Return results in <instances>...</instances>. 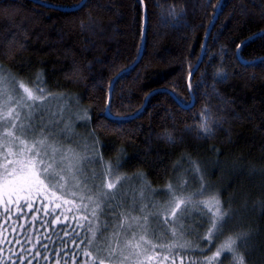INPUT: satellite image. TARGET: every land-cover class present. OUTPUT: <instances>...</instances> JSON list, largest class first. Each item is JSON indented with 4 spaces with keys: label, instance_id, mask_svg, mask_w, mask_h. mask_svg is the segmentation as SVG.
Segmentation results:
<instances>
[{
    "label": "trees",
    "instance_id": "obj_1",
    "mask_svg": "<svg viewBox=\"0 0 264 264\" xmlns=\"http://www.w3.org/2000/svg\"><path fill=\"white\" fill-rule=\"evenodd\" d=\"M36 1L41 3L0 0V72L34 90L42 87L49 95L74 100L76 110L86 111L82 127L99 159L109 163L105 171L110 180L112 175L143 173L148 189L164 190L169 184L174 189L182 175L200 182L194 171L198 166L208 185L202 195L208 193L216 202L219 193L222 205L236 213L228 228L250 232L241 247L245 264H264V38L255 37L264 31V0H223L207 52L191 80L194 104L188 109L180 101L191 102L188 78L218 0H86L73 11L49 5L71 8L81 0ZM144 10L142 58L124 72L140 52ZM220 70L226 79L217 77ZM40 72L43 84L37 82ZM121 72L111 98V113L118 119H109L104 115L109 88ZM205 121L212 129L207 137L200 131ZM165 132L172 133L174 143L163 138ZM36 197L31 208L22 200L10 214L0 206V264H107L119 259L191 264L208 261L219 241L202 255L198 248L207 244V227L194 241L175 234L168 220L161 224V238L144 234L139 244L140 253L152 256L128 260L118 256L120 249L94 243L91 210L86 215L76 203ZM136 233L142 232L134 227L130 235ZM225 259L224 264H231V254Z\"/></svg>",
    "mask_w": 264,
    "mask_h": 264
},
{
    "label": "rangeland",
    "instance_id": "obj_2",
    "mask_svg": "<svg viewBox=\"0 0 264 264\" xmlns=\"http://www.w3.org/2000/svg\"><path fill=\"white\" fill-rule=\"evenodd\" d=\"M34 94L40 96V93L35 92V90ZM21 98L22 106L18 107L15 101ZM6 100L7 97L0 99V125L3 124L9 108L16 109L19 112L20 122L26 125L30 123L28 118L30 109L27 105L33 104V101L27 100L22 90H19L18 96L13 94L12 102L5 104ZM71 103L75 105L74 100H69L59 95H49L44 92L43 98L34 102L38 108L32 112V120L36 124H40L41 117H43L44 123L48 124L60 119L62 116L63 123L60 124L59 128L55 129L57 133L64 127L65 123L71 121L73 124L71 135L57 136L55 139L49 140L48 143L59 149V154H55L57 160H60L62 155L71 158L73 154L82 158L79 167L82 169L83 175L90 178L91 192L86 195L83 188L74 187L76 181L72 178V173L75 169L69 167L72 163L71 159L64 160L63 166L67 168L68 179L67 186L63 188H49L47 184H43L39 188L33 187L28 192L21 191V176H9L10 182L6 184L3 177V169L0 168V206L3 208L5 206L16 208L17 201L22 200L24 202L28 200L26 205H33L34 200L38 198L36 196L39 194L41 196L45 194L51 200L55 199L61 203L62 201L76 203L79 210L83 209V214L87 215L89 210H91V221L96 229L94 243L98 246L104 243H107L109 247L112 245L113 251L120 249L119 257L131 258L128 260H143L152 256V252L145 254L143 251L140 253L139 249L141 246L139 244H142L143 240L145 241L144 234L161 238V224L165 222L166 218L173 222L175 234L179 232L194 241L202 237L206 227L207 232L209 231L217 210L216 202L213 200V196L208 195V193L197 196L199 195L197 192H200V182L197 178L188 177V175L179 176L174 181L175 188L172 191L166 188L154 193L146 187L143 180L138 177L134 178L135 176L117 177L112 175L111 180L108 179L105 167L109 163L99 159L95 145H91L88 134L81 124L83 121L86 122V120L78 119V117L84 116L86 111L76 110ZM13 118H15V112L13 113ZM2 132L3 127L0 126V133ZM44 135L47 134L45 133ZM41 138V128L36 127L28 135L29 144H31L33 139L38 140ZM2 151L3 149H0V152ZM48 151L52 154L51 148H48ZM89 160L92 162L88 163ZM2 164L3 158L0 156V165ZM183 181H187V185L182 192L179 186ZM113 183L115 184L112 185ZM110 184L113 186L111 189L108 187ZM141 190H145V199L140 198ZM175 192L179 194H175ZM189 193H197V197H194L193 203L187 206L186 211L178 213V218L172 220V211L176 203L181 198L187 197ZM81 196L85 198L81 199ZM9 200L12 201L11 204L8 203ZM106 201H111L113 206L120 205V207H115L114 213L101 214L100 210L104 207ZM134 227L135 229L139 228L142 233L140 235L137 233L130 235ZM223 242L224 240L221 241L220 239L217 241L213 254ZM213 254L210 255L208 261H210ZM126 261L119 259L109 260L106 263L127 264ZM225 261L226 259H223V264ZM229 263L233 264V260L229 259ZM211 264H215V262L211 261Z\"/></svg>",
    "mask_w": 264,
    "mask_h": 264
},
{
    "label": "snow or ice",
    "instance_id": "obj_3",
    "mask_svg": "<svg viewBox=\"0 0 264 264\" xmlns=\"http://www.w3.org/2000/svg\"><path fill=\"white\" fill-rule=\"evenodd\" d=\"M139 3H143V0H139ZM84 0H81V4L75 6L77 10L80 7H83ZM214 8H222L221 0H218V3L214 5ZM175 14V13H173ZM255 37L264 38V31L255 34ZM254 37H249V40H252ZM243 43V42H242ZM242 47L241 44L237 45V49L239 50ZM202 51L207 52V49L202 46ZM261 63H264V58H261ZM126 71V70H125ZM217 77L221 80L226 79V73L223 70H220L216 73ZM191 76V73H190ZM119 74L116 78L118 79ZM37 82L43 84V73L40 72L37 74ZM191 87V85H189ZM19 90H22L26 95L27 100L33 101V104L27 105L30 109L28 118L30 123L27 125L23 122H20V115L16 109L9 108L8 114L4 117L3 124L0 125L3 127V132L0 133V149H3L0 152V156L3 158V164L0 165V168L3 169V177L5 179L6 184L9 183V176L20 175L22 179V183L20 184V190L28 192L33 187L39 188L43 184H47L49 188H57V187H66L67 186V168H65L64 160L71 159L72 163L69 167L75 169L72 173V178L76 181L74 187L83 188L85 190V194H89L91 192V187L89 180L90 178L83 175L82 169L79 167L81 157L73 154L71 158L67 156H61L60 160L56 159L55 154H59V149H57L54 145H50L48 143L49 140L55 139L57 136H64L65 134L71 135L73 130V124L71 121L64 124V127L60 129L59 133L55 131V129L59 128L60 124L63 123V117L55 120L54 122H50L48 124L44 123V118L41 117L40 124H36L32 120V112L36 111L38 106L34 104L37 99L43 98L44 89L42 87L36 88L35 92H39L40 96L34 94V89L29 87L28 83L23 80H17L15 77H11L10 75H5L3 72H0V99L7 97L5 104L13 101V94L19 95ZM179 100V97H177ZM17 106H22V98L20 100L15 101ZM183 104V101H180ZM106 110L108 115L111 116V100L106 105ZM15 112V118H13V113ZM78 119H88L87 112H85L84 116L78 117ZM36 127L41 128V139H33L31 144L28 141V135L32 132ZM187 131H190V128H186ZM202 135L207 137L212 134V129L208 126L207 121H205L200 129ZM47 135H44V134ZM163 138L169 143H174L175 139L171 132H165L163 134ZM48 148H51L52 154L49 153ZM15 149V151H14ZM92 161L89 160L88 163ZM117 166H120L119 161H117ZM195 173L200 177V192L199 194H203L207 190V182H206V174L197 166L194 169ZM82 177V178H78ZM139 178L141 180L144 179L143 173H137L134 178ZM187 185V181H183L180 184V191H184ZM108 187L111 189L113 186L110 184ZM169 191L173 190V185L169 184ZM15 191V189H13ZM154 193L155 190H152ZM197 193H189L187 197H183L180 199L178 203H176L175 208L172 211V220H176L178 218V213L187 210V206L193 203L194 197ZM84 196H81V199H84ZM140 198L145 199L146 193L145 190L140 191ZM216 213L214 214V218L212 220V226L209 229L207 235L203 238L204 241L207 242L205 247H199L198 251L202 255H206L207 251H211V248L215 246L217 240L220 239L221 236H224L225 232L228 231L230 234L226 237V240L221 243L220 247L210 258V261H192L191 264H211V261H214L215 264H223V259L227 258L228 254H231L233 264H245V255L241 252V247L246 243L247 239L250 236L249 231H236L234 229H229L228 225L232 223L236 219V213L229 208H225L220 199L219 193L216 194ZM12 203L11 200L8 202ZM19 201H17V204ZM31 208V204L28 205ZM115 207H120V205L113 206L111 201H106L104 207L100 210L101 214H106L108 212H113ZM11 209L8 206H5L4 213L10 214ZM10 218V215L9 217ZM168 222L166 218L165 223ZM23 227V225H21ZM16 243H19L17 240ZM45 247H47L45 245ZM183 247V246H182ZM40 253L37 252V256ZM47 259V257H45ZM127 259V257H125ZM28 264H32L31 261H28Z\"/></svg>",
    "mask_w": 264,
    "mask_h": 264
},
{
    "label": "water",
    "instance_id": "obj_4",
    "mask_svg": "<svg viewBox=\"0 0 264 264\" xmlns=\"http://www.w3.org/2000/svg\"><path fill=\"white\" fill-rule=\"evenodd\" d=\"M34 1L37 2V3H41L40 1H36V0H34ZM85 1H86V0H84V3H85ZM221 2H223V0H221ZM80 4H81V2H80L78 5H80ZM76 6H77V5H76ZM49 7H53V8L59 9V10H63V11H73V10H77V8H76L75 6H74V7H71V8H60V7H54V6H50V5H49ZM143 7H144V6H143ZM80 8H81V7H80ZM220 9H221V8H218V10H217V12H216V14H215L213 20L211 21V23H210V25H209V27H208V29H207V31H206V34H205V37H204V41H203V45H202V46H204L205 48H206L207 39L209 38L210 32H211V30H212V27H213L215 21H216L217 18H218V15H219ZM143 12H144V14H143V15H144V17H143V33H142V42H141L140 52H139V55H138L137 59L134 61V63H133L129 68L126 69V71L132 70V69H133V68L139 63L140 59L142 58L143 47H144V42H145V22H146V13H145V10H144ZM203 54H204V52L201 50V53H200L199 59H198L196 65H195L194 69L191 71V76L189 75V78H188V89H189V92H190V94H191V102H190L188 105H182V104L179 103L180 106L183 107V108H185V109L191 108V107L193 106V104H194V96L192 95L191 87H189V85H191V80H192V78H193V76H194L196 70H197L198 67L200 66V63H201L202 58H203ZM237 54L240 55V49L237 51ZM243 62H244V61H243ZM126 71H124V72H126ZM124 72L119 73V77H120ZM116 77H117V76H116ZM116 77H115V78H116ZM116 80H117V79H113L112 82H111V85H110V88H109V92H108V100H107V104L109 103V101H110L111 98H112V91H113V87H114V84H115ZM169 93H170V92H169ZM170 94H172V93H170ZM172 95H173V94H172ZM173 97H174V96H173ZM174 98H175V97H174ZM147 99H148V98H147ZM147 99H146L144 105L140 108V110H139L136 114H134V115L132 116V118H134V117H136L138 114H140V112L143 110V108H144L145 105H146ZM175 99H176V98H175ZM107 104H106V105H107ZM104 115H105V117H107V118H109V119H118L117 117H115V116H113V115L109 116V115H108V112H107V110H106V108H105V114H104Z\"/></svg>",
    "mask_w": 264,
    "mask_h": 264
}]
</instances>
